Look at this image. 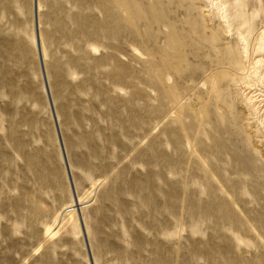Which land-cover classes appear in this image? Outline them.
Masks as SVG:
<instances>
[{"label": "rangeland", "instance_id": "obj_1", "mask_svg": "<svg viewBox=\"0 0 264 264\" xmlns=\"http://www.w3.org/2000/svg\"><path fill=\"white\" fill-rule=\"evenodd\" d=\"M32 10L0 0V264H264V0Z\"/></svg>", "mask_w": 264, "mask_h": 264}, {"label": "water", "instance_id": "obj_2", "mask_svg": "<svg viewBox=\"0 0 264 264\" xmlns=\"http://www.w3.org/2000/svg\"><path fill=\"white\" fill-rule=\"evenodd\" d=\"M32 11H33L34 31L36 32V20H35L36 19V0H33V10ZM35 41H36V47H38V37L37 36L35 37ZM75 209H77L76 206H75Z\"/></svg>", "mask_w": 264, "mask_h": 264}, {"label": "bare ground", "instance_id": "obj_3", "mask_svg": "<svg viewBox=\"0 0 264 264\" xmlns=\"http://www.w3.org/2000/svg\"><path fill=\"white\" fill-rule=\"evenodd\" d=\"M36 12H37V0H36ZM262 48H263V46H262ZM255 74H257L256 72H255ZM259 76V75H258ZM264 223V222H263Z\"/></svg>", "mask_w": 264, "mask_h": 264}]
</instances>
